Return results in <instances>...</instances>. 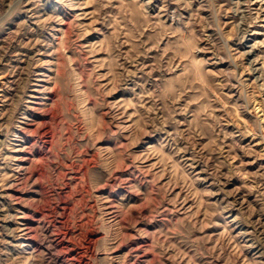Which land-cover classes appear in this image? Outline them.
I'll return each mask as SVG.
<instances>
[{
    "label": "rangeland",
    "instance_id": "obj_1",
    "mask_svg": "<svg viewBox=\"0 0 264 264\" xmlns=\"http://www.w3.org/2000/svg\"><path fill=\"white\" fill-rule=\"evenodd\" d=\"M0 264H264V0H0Z\"/></svg>",
    "mask_w": 264,
    "mask_h": 264
},
{
    "label": "bare ground",
    "instance_id": "obj_2",
    "mask_svg": "<svg viewBox=\"0 0 264 264\" xmlns=\"http://www.w3.org/2000/svg\"><path fill=\"white\" fill-rule=\"evenodd\" d=\"M27 64H28V63H27ZM19 83H20V82H19ZM19 83H18V84H19ZM18 84H17V85H18ZM15 90H16V89H15ZM13 92H14V91H13ZM17 92H18V91H17ZM14 94H15V92H14ZM14 96H16V95H14ZM25 123H26V122H25ZM20 132H21V131H20ZM22 150H23V149H22ZM16 155H17V154H16ZM24 155H25V154H24ZM24 155H23V156H24ZM15 157H16V156H15ZM18 157H19V156H18ZM18 157H17L16 159H18ZM20 158H21V157H20ZM23 159H24V158H23ZM25 160H26V159H25ZM1 194H2V193H1ZM8 228H9V227H8Z\"/></svg>",
    "mask_w": 264,
    "mask_h": 264
}]
</instances>
